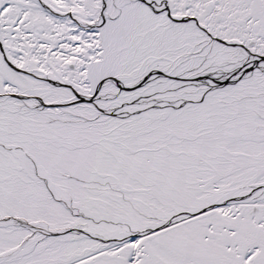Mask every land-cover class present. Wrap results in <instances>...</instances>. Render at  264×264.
Returning a JSON list of instances; mask_svg holds the SVG:
<instances>
[{"label":"snow or ice","instance_id":"1","mask_svg":"<svg viewBox=\"0 0 264 264\" xmlns=\"http://www.w3.org/2000/svg\"><path fill=\"white\" fill-rule=\"evenodd\" d=\"M0 264H264V0H0Z\"/></svg>","mask_w":264,"mask_h":264}]
</instances>
